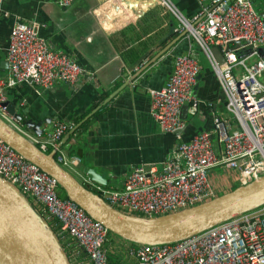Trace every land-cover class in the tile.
Returning a JSON list of instances; mask_svg holds the SVG:
<instances>
[{
    "label": "built area",
    "instance_id": "1",
    "mask_svg": "<svg viewBox=\"0 0 264 264\" xmlns=\"http://www.w3.org/2000/svg\"><path fill=\"white\" fill-rule=\"evenodd\" d=\"M3 0H0V3ZM71 0H56L67 7ZM180 23V33L192 39L216 77L226 99V115L215 116L213 131L182 140L186 124L182 107L200 103L193 92L202 67L192 52L175 57L168 83L149 91L150 115L177 144L161 170L138 166L127 175L120 190L95 185L91 191L108 206L144 218L174 214L214 199L208 175L214 168L237 172L239 187L264 176V20L253 0H196L200 6L191 19L182 16L169 0H160ZM44 25L18 24L6 48L8 77L0 78V105L6 89L30 83L41 89L66 84L76 89L85 71L70 57L52 50L41 36ZM241 43L240 48L235 44ZM228 47L230 48L229 50ZM213 48L224 57L217 62ZM248 54L239 57L240 53ZM89 81L98 86L93 73ZM0 117L24 134L46 154L52 153L64 169L80 158L65 154L60 143L72 130L57 123L43 140L29 137L0 107ZM0 177L21 193L29 204L56 221V238L72 264H264V205L209 230L170 244L142 245L123 240L92 220L78 206L58 196L57 182L42 173L0 140ZM53 225V224H52ZM70 257V258H69Z\"/></svg>",
    "mask_w": 264,
    "mask_h": 264
},
{
    "label": "crops",
    "instance_id": "2",
    "mask_svg": "<svg viewBox=\"0 0 264 264\" xmlns=\"http://www.w3.org/2000/svg\"><path fill=\"white\" fill-rule=\"evenodd\" d=\"M169 1L187 19L200 9L196 0ZM252 2L264 20V0ZM32 22L44 25L40 34L52 50L70 57L86 74L76 89L66 84L50 89L18 84L5 90V102L20 118V124L15 123L38 141L57 123L72 126L73 133L62 138L60 147L68 156L79 157L80 164L65 170L89 190L95 185L120 190L134 168L161 170L169 159L176 136L163 132L152 119L149 91L168 83L175 57L192 52L202 67L193 92L201 103L196 108L182 107L186 124L182 140L213 131L215 116L226 115V99L208 61L196 43L180 33L177 18L160 0H71L67 7H59L56 0H3L0 78L8 77L5 52L10 31ZM168 46L165 54L155 58ZM260 54L264 59V48ZM88 73L94 74L98 86L89 81ZM28 121L40 127L41 136L25 126ZM86 169L106 184L90 180ZM229 171L214 168L209 172L214 198L239 187ZM58 196L63 199L59 192Z\"/></svg>",
    "mask_w": 264,
    "mask_h": 264
},
{
    "label": "water",
    "instance_id": "3",
    "mask_svg": "<svg viewBox=\"0 0 264 264\" xmlns=\"http://www.w3.org/2000/svg\"><path fill=\"white\" fill-rule=\"evenodd\" d=\"M241 46V43L235 44L236 48ZM169 49V46L166 47L155 58H159ZM229 49L228 47L227 50ZM212 52L222 66L224 57L220 49L213 48ZM0 107L5 109L10 119L20 123V118L17 117L12 105L4 102ZM25 124L35 136L42 135L40 127L32 121ZM72 133L73 130L70 134ZM0 140L42 173L53 178L67 199L92 220L102 224L113 235L134 244L175 243L264 205L262 176L249 185L240 186L230 193L174 214L153 218L127 215L108 206L98 195L59 166L52 153L46 154L41 151L1 117ZM85 173L90 180L106 184V181L91 169H86ZM0 264H71L66 251L47 223L2 177H0Z\"/></svg>",
    "mask_w": 264,
    "mask_h": 264
},
{
    "label": "rangeland",
    "instance_id": "4",
    "mask_svg": "<svg viewBox=\"0 0 264 264\" xmlns=\"http://www.w3.org/2000/svg\"><path fill=\"white\" fill-rule=\"evenodd\" d=\"M246 54H248L247 52H242V53H240V55H239V57L241 58L243 55H246ZM229 173L230 174H232V175H235V177L237 178V172H235V171H232V170H230L229 171ZM211 185V184H210ZM212 186V185H211ZM212 188H213V186H212ZM214 191V190H213ZM58 192H59V194H63L64 192L63 191H61V189H59L58 190ZM21 194V193H20ZM22 195V194H21ZM23 196V195H22ZM24 197V196H23ZM25 198V197H24ZM36 213L39 215V212L38 211H36ZM48 225V224H47ZM55 236H56V234H54ZM61 244L62 245H64L65 243L63 242V241H61ZM68 252V250L66 249V253ZM70 258V257H69ZM71 261V260H70ZM110 261H111V264H118L119 262H120V259L117 257V256H115V255H113V256H111V259H110ZM72 264H74L73 263V261H72Z\"/></svg>",
    "mask_w": 264,
    "mask_h": 264
},
{
    "label": "trees",
    "instance_id": "5",
    "mask_svg": "<svg viewBox=\"0 0 264 264\" xmlns=\"http://www.w3.org/2000/svg\"><path fill=\"white\" fill-rule=\"evenodd\" d=\"M260 52H261V50H260ZM20 124V123H19ZM22 124V123H21ZM23 125V124H22ZM21 125V126H22ZM23 127V126H22ZM62 197H63V199H67V197H66V195H65V193H63L62 194ZM62 199V198H61ZM36 211H38L39 212V215L43 218V215L41 214V212L39 211V210H36ZM55 220H51V222L50 223H47L48 224V226L50 227V229L52 230V232L54 233V234H56V230L58 229V228H54L53 227V225L52 224H54L55 225ZM110 264H111V261H110Z\"/></svg>",
    "mask_w": 264,
    "mask_h": 264
}]
</instances>
